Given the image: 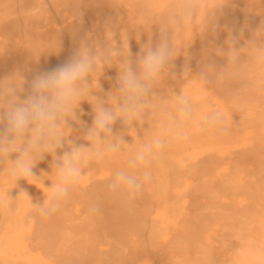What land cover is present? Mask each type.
<instances>
[{
	"label": "bare ground",
	"instance_id": "obj_1",
	"mask_svg": "<svg viewBox=\"0 0 264 264\" xmlns=\"http://www.w3.org/2000/svg\"><path fill=\"white\" fill-rule=\"evenodd\" d=\"M181 16L177 56L142 117L113 126L128 145L85 162V175L57 212L41 217L26 197L7 193L15 199L25 189L43 203L50 194L43 184L56 181L55 157L67 143L37 162L40 179L29 178L35 185L19 180L14 188L0 161V264H264V58L256 50L264 48V0H0V110L11 100L9 87L23 99L36 74L91 52L93 86L63 127L66 140L88 146L96 105L120 104L122 65L155 46ZM229 31L240 37L236 65L218 54ZM208 63L224 74L202 77ZM179 92L193 100L196 116L176 137L167 124ZM214 111L223 124L202 126L201 117ZM161 132L169 141L142 191L134 199L111 191L113 173Z\"/></svg>",
	"mask_w": 264,
	"mask_h": 264
},
{
	"label": "clouds",
	"instance_id": "obj_2",
	"mask_svg": "<svg viewBox=\"0 0 264 264\" xmlns=\"http://www.w3.org/2000/svg\"><path fill=\"white\" fill-rule=\"evenodd\" d=\"M186 18L173 17L171 31L166 28L155 46L152 43L145 45L134 59H128L122 65L118 80L120 104L117 109L106 107L103 103L96 105L92 126L86 132V139L90 142L88 146L66 140L63 127L68 125L69 117H75L74 109L79 107L80 101L93 86L88 76L97 70V65L91 52L77 51L65 63L36 74L29 82L23 99L16 94L15 86L7 89L11 100L0 110V161L7 162V171L15 181L14 188L18 187L19 180L35 185L29 182V178L40 179L33 170L37 162L45 158V152L54 153L56 148H63L65 143L68 145L67 151L55 157L56 181L48 188L43 184V188L50 193L45 195L43 203H33L25 189H20L15 199L10 197V192L7 193L8 199L16 200L23 195L41 217L47 218L60 209L79 185L85 175V162L94 157L119 153L123 146L128 145L123 135H114L113 126L117 120L129 125L142 117L148 98L153 95L152 88L177 56L174 34ZM239 39L229 31L225 40L226 50H218V54L226 57L227 65L239 62ZM110 50L119 54L118 48ZM256 50L258 58H264V48ZM128 55L132 57L131 52ZM104 62H108L107 57ZM209 70L220 76L224 74L223 69L217 71L214 64L208 63L201 72L202 77L206 78ZM20 80L23 85L24 77L20 76ZM174 105L176 114L169 116L167 132L180 137L186 134L188 122L195 118L196 108L193 100L181 92L174 94ZM223 122L224 117L219 111L201 117L202 126L207 128L218 127ZM168 141L169 136L161 132L154 135L150 142L142 143L128 160V167L113 173L108 188L113 192H124L134 199L142 191L144 183L150 181L148 168ZM14 153L16 158L11 159Z\"/></svg>",
	"mask_w": 264,
	"mask_h": 264
}]
</instances>
